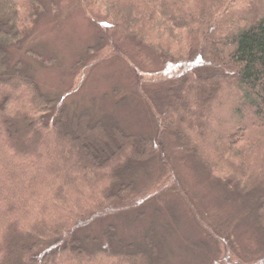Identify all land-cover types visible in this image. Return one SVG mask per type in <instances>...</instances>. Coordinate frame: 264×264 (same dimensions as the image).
<instances>
[{
  "label": "trees",
  "instance_id": "16d2710c",
  "mask_svg": "<svg viewBox=\"0 0 264 264\" xmlns=\"http://www.w3.org/2000/svg\"><path fill=\"white\" fill-rule=\"evenodd\" d=\"M35 1L0 0V264H158L147 238L80 233L142 214L151 194L140 190L138 171L154 158L172 171V188L205 235L231 242L179 179L171 136L179 161H194L225 193L256 200L264 231V0H102L116 32L172 71L160 92L143 90L155 125L147 136L88 111L50 118L55 100L12 54L32 29Z\"/></svg>",
  "mask_w": 264,
  "mask_h": 264
},
{
  "label": "rangeland",
  "instance_id": "374dc122",
  "mask_svg": "<svg viewBox=\"0 0 264 264\" xmlns=\"http://www.w3.org/2000/svg\"><path fill=\"white\" fill-rule=\"evenodd\" d=\"M35 6L32 29L19 49L12 47V54L24 61L41 90L55 100L50 118L55 119L62 110L69 117L88 111L93 119L115 121L136 136L153 135L155 125L141 99L143 90L154 95L160 92L164 87L160 82L172 71L151 50L136 48L116 32L102 0L88 8L81 0H36ZM171 141L172 164L179 179L214 228L218 230L217 222H221L232 241L205 235L184 198L172 188V171L163 170L158 158L142 164L138 171L140 190L151 194L145 208L136 210L140 216L98 220L80 233L101 239L109 231L112 241L115 236V240L138 244L149 239L160 251L158 264H228L229 250L234 263L242 264L241 258L253 264L264 255L256 200L232 196L207 182L194 161H179L172 136Z\"/></svg>",
  "mask_w": 264,
  "mask_h": 264
}]
</instances>
